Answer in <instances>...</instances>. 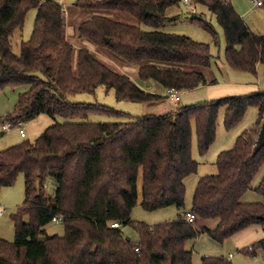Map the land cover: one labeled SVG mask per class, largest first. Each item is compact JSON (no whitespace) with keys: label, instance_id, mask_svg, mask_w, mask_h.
Listing matches in <instances>:
<instances>
[{"label":"trees","instance_id":"1","mask_svg":"<svg viewBox=\"0 0 264 264\" xmlns=\"http://www.w3.org/2000/svg\"><path fill=\"white\" fill-rule=\"evenodd\" d=\"M217 16L225 35V60L233 70L257 74L264 65V35H257L237 13L231 0H194ZM178 0H79L89 12L78 27L87 45L76 48L67 35L66 5L54 0H0V92L28 87L4 121L13 126L42 115L82 122L54 123L43 136L0 150V192L13 187L22 174L26 199L11 216L15 241L0 236V264H193L190 240L207 233L219 244L251 226L264 227V203L241 202L264 167V148L253 155L264 119V93L202 102L166 115L135 118L99 103H72L69 97L94 94L104 86L119 101L154 104L166 98L145 89L129 75L99 58L107 53L119 63L138 67V79L156 82L164 90L193 91L216 83L209 79V44L186 35L159 30L167 11ZM37 10L34 30L21 54L12 52L13 34ZM112 13L128 14L139 25L116 21ZM194 23L217 32L202 18ZM141 25L153 28L144 31ZM95 47V51L89 49ZM259 109L255 126L236 140L232 150L219 153L216 175L200 178L193 198L199 219L218 221L199 231L180 214L172 222L148 225L133 221L140 205L149 212L176 206L184 210L186 179L197 174L192 156L196 130L198 151L208 153L216 142L217 121L226 109L228 131ZM93 115L127 117L124 123H91ZM38 182L40 183L38 186ZM53 183V192L47 190ZM264 198V178L257 188ZM1 194V193H0ZM62 217L65 235H48L45 228ZM119 223V228L112 225ZM133 226L140 242L133 245L122 227ZM139 248L136 252L135 248ZM264 251V239L245 248L250 257ZM202 264H233L224 256L202 257Z\"/></svg>","mask_w":264,"mask_h":264},{"label":"rangeland","instance_id":"2","mask_svg":"<svg viewBox=\"0 0 264 264\" xmlns=\"http://www.w3.org/2000/svg\"><path fill=\"white\" fill-rule=\"evenodd\" d=\"M56 2H62L66 5L67 11V35L70 37L71 43L80 48L83 45H87L78 36L79 25L87 21L89 18V12L80 9L75 5L79 0H54ZM239 14L248 12L245 18L248 22L251 31L258 35H264V12L261 9L255 8L252 0H232ZM189 3L185 0H178V3L167 11L168 22L162 26L159 30L165 33H174L178 35H186L191 37L196 42H202L210 45L212 53V69L210 76L212 80H216V83L209 84L194 91L180 92V101H169L154 103V105L143 103H132L128 101H119L115 97V91L113 89H107L104 86L97 88L94 94H77L76 96L69 97L72 103H99L105 106L113 108L115 111L129 114L135 118L145 115H166L170 114L169 111L163 110L164 104L171 105L175 110L190 106L198 105L202 102L217 101V99L232 98V96H247L251 93H264V65H259L257 68V74L254 76L250 73H240L228 65L225 60V35L218 23L217 16L211 13L207 7L197 4L194 0H189ZM191 9V10H190ZM261 11V12H259ZM37 10H31L25 20V26L17 30L12 36V52L20 55L21 45L24 42H28L31 38V34L35 26V18ZM112 18L119 22H124L130 25H139L138 21L128 14L124 13H112ZM202 18L209 22L214 30L217 32V40L214 41L212 35L205 31L200 25L194 23V19ZM144 31H152L153 28L141 25ZM89 49L95 51V47L89 45ZM99 58L113 69L120 73H125L136 83L144 85L145 88L150 86V90L154 89L164 90L156 82L143 83L138 79V67L136 65H129L126 62L119 63L117 60L110 58L107 53H100ZM28 87H20L16 89H6L0 92V126L4 122L5 117L3 115L10 114L18 103L19 96L22 93L28 91ZM173 109V108H172ZM226 109L222 108L217 121V136L216 142L212 145L207 154L201 156L198 151V141L196 130L193 133V152L192 156L195 161L198 162V173L191 175L186 180L185 186L187 188V194L185 199V208L181 212H189L193 207V198L196 192V186L203 176L216 175L219 153L223 151L232 150L236 144V139L244 132L249 131L250 128L255 126L259 117V109L250 107L245 117L241 122L228 131L224 125ZM83 120H67L64 117H57L53 119L50 115H42L29 122L23 123V129L26 131L27 137H22L20 131L16 126L7 133H3L0 130V150H5L10 147L16 146L23 141H34L43 136L46 129L52 124L58 122H82ZM91 123H124L128 121L127 117H118L112 115H93L88 120ZM264 125V119L262 121ZM262 125V126H263ZM261 131V130H260ZM17 183L13 187L3 188L0 192V207L6 209V212L0 217V236L1 238L14 242L15 240V224L11 220V216L16 214L18 207H20L25 199V177L20 174L18 176ZM264 178V167L261 168L259 174L256 176L251 184L250 190L242 198L241 202L245 203H264V198L257 192V188ZM47 190L52 194L53 183L49 182ZM141 202V199H140ZM140 202L138 206L132 211L131 218L133 221L144 222L148 225H158L164 222H172L178 217V208L176 206L164 208L155 212L146 211ZM48 235H58L63 237L65 235V227L63 223L50 222L45 228ZM122 233L124 237L129 238L133 245L138 246L140 242V236L133 226L127 225L122 227ZM260 240V235L252 234L251 237L234 240L229 239L224 244H219L214 241L210 235L202 234L199 238L190 240L187 244V249L193 251V264H202V257L216 256V257H229L233 255L234 264H264V251H259L257 256H248L242 252L243 249L251 247L253 243Z\"/></svg>","mask_w":264,"mask_h":264},{"label":"crops","instance_id":"3","mask_svg":"<svg viewBox=\"0 0 264 264\" xmlns=\"http://www.w3.org/2000/svg\"><path fill=\"white\" fill-rule=\"evenodd\" d=\"M231 2H232V4L234 5V8H235V10L237 11V9H236V7H235V4L233 3V1L231 0ZM261 11L262 12H264V7L261 9ZM261 11H259V12H261ZM237 13H238V11H237ZM239 14V13H238ZM241 17H242V19L244 20V22L247 24V26L249 27V25H248V22H246V20H245V18L247 17L246 15H248V12L247 11H245V13H241V14H239ZM256 34V33H255ZM258 35V34H257ZM210 74L212 75V73H211V71H210V73H209V76H210ZM210 79V78H209ZM212 80V79H211ZM207 86V85H206ZM201 87H204V86H201ZM144 88H145V86H144ZM146 89V88H145ZM147 89H149L150 90V86H148L147 87ZM199 89V88H198ZM197 90V89H196ZM151 92H155V93H158V94H160V95H162V96H165V97H168V98H166L165 100H171V101H173V99L170 97L169 98V96L167 95L168 94V91L167 90H162V89H159L158 87H157V89H154V91H152V90H150ZM194 91V90H193ZM165 100L164 101H162V102H164V103H166L165 102ZM175 101V100H174ZM149 105H154V104H149ZM166 108H167V111H169V112H176L177 110H175V108L173 107V106H171V105H168V104H164V109L163 110H166ZM173 108V109H172ZM3 117H6V115L4 116L3 115ZM0 130H1V126H0ZM26 137H27V134H26ZM188 179V178H187ZM186 179V180H187ZM185 183H186V181H185ZM52 193H54L53 192V190H52ZM245 196V195H244ZM244 196H243V198H244ZM242 200V199H241ZM245 203V202H244ZM185 212V211H184ZM184 212H181L180 210L178 211V216L180 215V214H182V213H184ZM190 212V211H189ZM189 212H185V213H189ZM197 220L195 221V223H194V225H195V227H196V229L197 230H199V231H203V230H205V229H209V230H213V229H215L217 226H218V224H219V222L218 221H214V220H206V219H204V220H202V219H199V218H196ZM204 235L205 234H207L206 232L205 233H203ZM252 234H254V235H260V240H262V239H264V227H261V226H251V228H248V229H245V230H243V231H241V232H239L238 234H236V236H234V237H232V238H230V239H234V240H241V239H245V238H248V237H251V235ZM202 235V234H201ZM207 235H209V234H207ZM224 244V243H223ZM216 257V256H215ZM225 257V256H224ZM227 258V257H226ZM227 259H229L232 263H233V255L231 254ZM234 264V263H233Z\"/></svg>","mask_w":264,"mask_h":264},{"label":"built area","instance_id":"4","mask_svg":"<svg viewBox=\"0 0 264 264\" xmlns=\"http://www.w3.org/2000/svg\"><path fill=\"white\" fill-rule=\"evenodd\" d=\"M185 2L189 3L188 4L189 8H191V4H190L189 0H185ZM252 2H253V5H254L255 8L261 9L262 7H264V0H252ZM60 3H62V2H60ZM179 93L180 92H178L175 89H170V91H168L167 95L169 96V98L171 97L173 100L178 102V101L181 100ZM15 126L18 129V131H20L21 136L22 137H26V131H24V129H23V123L20 122V123L16 124ZM15 126H13L12 123L9 122V121H4L1 124V131L3 133H7L11 129H13ZM5 212H6V209H4L3 207L2 208L0 207V217H2V215L5 214ZM196 218H197V216L194 213H190L189 212V213L186 214V219L190 223H195V221L197 220ZM52 222L62 223L63 222V218L62 217H55ZM112 226L114 228H119L120 224L119 223H114ZM135 250H136V252H139V248L138 247L135 248Z\"/></svg>","mask_w":264,"mask_h":264},{"label":"water","instance_id":"5","mask_svg":"<svg viewBox=\"0 0 264 264\" xmlns=\"http://www.w3.org/2000/svg\"><path fill=\"white\" fill-rule=\"evenodd\" d=\"M264 148V125L262 126L261 128V131L258 135V138H257V143L254 147V150H253V155H256L258 152H260L262 149ZM39 182H38V186H39Z\"/></svg>","mask_w":264,"mask_h":264}]
</instances>
